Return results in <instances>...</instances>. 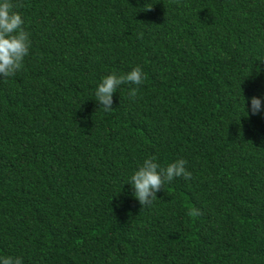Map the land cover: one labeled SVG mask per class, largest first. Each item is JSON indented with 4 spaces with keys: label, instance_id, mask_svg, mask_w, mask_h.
I'll return each mask as SVG.
<instances>
[{
    "label": "trees",
    "instance_id": "obj_1",
    "mask_svg": "<svg viewBox=\"0 0 264 264\" xmlns=\"http://www.w3.org/2000/svg\"><path fill=\"white\" fill-rule=\"evenodd\" d=\"M12 2L31 46L0 78V257L264 264V0ZM136 66L105 112L103 77ZM151 156L192 177L142 208Z\"/></svg>",
    "mask_w": 264,
    "mask_h": 264
},
{
    "label": "clouds",
    "instance_id": "obj_2",
    "mask_svg": "<svg viewBox=\"0 0 264 264\" xmlns=\"http://www.w3.org/2000/svg\"><path fill=\"white\" fill-rule=\"evenodd\" d=\"M15 8L12 0H0V78L11 77L22 68L31 46L29 33L23 27L24 19ZM144 79L140 66L134 67L127 74L106 75L95 91V100L102 105L105 112L112 111L113 93L117 88L125 83L139 86ZM137 92L138 88H130L129 96L135 98ZM242 97L245 101L243 94ZM260 111L261 99L254 96L251 98V114L255 115ZM156 159L155 156L146 158L130 178L129 183L134 188L133 195L142 208L157 200V193L163 189L165 182H171L175 177L186 180L192 177V173L186 170L187 162L184 159H178L166 167H162ZM187 214L196 217L201 213L199 209L191 208ZM0 264H23V261L18 257L4 256L0 257Z\"/></svg>",
    "mask_w": 264,
    "mask_h": 264
}]
</instances>
